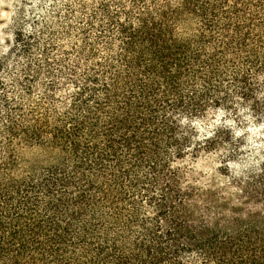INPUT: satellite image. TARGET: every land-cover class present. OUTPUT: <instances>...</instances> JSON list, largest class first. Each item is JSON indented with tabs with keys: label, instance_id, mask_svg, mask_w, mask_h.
I'll return each instance as SVG.
<instances>
[{
	"label": "trees",
	"instance_id": "trees-1",
	"mask_svg": "<svg viewBox=\"0 0 264 264\" xmlns=\"http://www.w3.org/2000/svg\"><path fill=\"white\" fill-rule=\"evenodd\" d=\"M15 7L0 264H264V0Z\"/></svg>",
	"mask_w": 264,
	"mask_h": 264
},
{
	"label": "rangeland",
	"instance_id": "rangeland-1",
	"mask_svg": "<svg viewBox=\"0 0 264 264\" xmlns=\"http://www.w3.org/2000/svg\"><path fill=\"white\" fill-rule=\"evenodd\" d=\"M16 0H0V33L2 27L11 21L15 11ZM11 14V15H10ZM28 150V149H25ZM218 160L215 154H203L196 159L187 160L188 165L196 171L209 172L215 168Z\"/></svg>",
	"mask_w": 264,
	"mask_h": 264
}]
</instances>
